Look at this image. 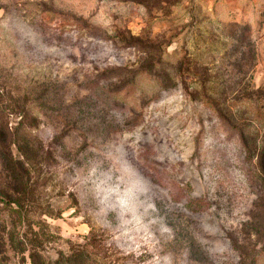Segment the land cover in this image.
<instances>
[{"label": "rangeland", "instance_id": "rangeland-1", "mask_svg": "<svg viewBox=\"0 0 264 264\" xmlns=\"http://www.w3.org/2000/svg\"><path fill=\"white\" fill-rule=\"evenodd\" d=\"M261 87L264 0H0V101L41 154L45 259L264 264L246 234L263 186L207 100L240 122Z\"/></svg>", "mask_w": 264, "mask_h": 264}, {"label": "trees", "instance_id": "trees-1", "mask_svg": "<svg viewBox=\"0 0 264 264\" xmlns=\"http://www.w3.org/2000/svg\"><path fill=\"white\" fill-rule=\"evenodd\" d=\"M130 1L158 9L179 2ZM208 75L209 71L201 75L206 85L204 89L209 83H213ZM236 98V104L240 105V109L236 111L240 114V122L224 112L225 109L229 111L226 101L221 103L212 96H207L208 103L218 117L237 131L242 151L249 161L255 163L257 180L264 191V87L252 89ZM10 113L13 110L7 109L0 101V264H10L9 253L21 257L23 262L28 256L32 264H88L89 255L85 249L75 250L68 255L60 253L53 262L45 259L43 251L46 243L51 240L44 216L50 215L52 209L51 206L44 205L40 192L38 173L42 163L41 154L31 131L24 123L19 122L14 127L9 125ZM174 197L181 199L178 193ZM251 219L247 224L249 229L246 234L257 237L264 248V192L254 202ZM254 253L249 264H255L259 252ZM240 257L241 263H244L249 255L242 252Z\"/></svg>", "mask_w": 264, "mask_h": 264}]
</instances>
